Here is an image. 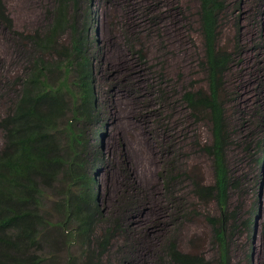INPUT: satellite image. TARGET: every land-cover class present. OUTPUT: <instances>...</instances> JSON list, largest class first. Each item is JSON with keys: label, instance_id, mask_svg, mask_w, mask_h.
Wrapping results in <instances>:
<instances>
[{"label": "rangeland", "instance_id": "rangeland-1", "mask_svg": "<svg viewBox=\"0 0 264 264\" xmlns=\"http://www.w3.org/2000/svg\"><path fill=\"white\" fill-rule=\"evenodd\" d=\"M223 1L227 9L220 17L219 42L237 54L220 91L229 134V212L239 225L232 234L231 264H264V0ZM4 2L15 30L47 26L52 0ZM87 5L100 110V122L87 137L93 143L103 133L97 144L105 156L95 175L97 201L110 217L125 198L134 204L126 220L128 236H119L109 259L172 264L163 248L174 240L183 252L206 254L208 264H219L207 219L217 215L218 206L197 201L192 189L193 179L215 182L214 163L205 150L212 123L184 100L189 91L209 92L200 0H91ZM77 21L80 28L79 14ZM236 39L244 45L239 50ZM25 62L0 29V117L12 102L15 75ZM2 144L0 132V149ZM56 199L50 194L44 203L54 225ZM247 219L253 220L251 229L240 224ZM55 230L61 234L59 227ZM68 247L62 240L49 242L44 252L57 264H69L79 249Z\"/></svg>", "mask_w": 264, "mask_h": 264}, {"label": "trees", "instance_id": "trees-1", "mask_svg": "<svg viewBox=\"0 0 264 264\" xmlns=\"http://www.w3.org/2000/svg\"><path fill=\"white\" fill-rule=\"evenodd\" d=\"M90 1L52 0L45 29L24 32L15 30L0 0V29L12 38L19 56L26 58L24 70L15 75L12 102L0 117V264H57L44 250L47 243L60 240L79 249V256L71 255L69 264H126L125 259L112 261L108 255L120 235L128 236L126 220L134 204L125 198L112 217L102 210L95 175L105 162L97 144L103 133L93 143L87 137L100 122L90 54L94 45ZM226 9L223 0H200L209 92L184 95L189 109L206 112L212 123L211 142L205 150L214 163L215 182L193 179L192 189L197 201L218 206L217 215L207 219L219 249V264H231L232 234L239 229L229 212V134L220 100L224 79L237 56L219 42L220 17ZM78 14L83 20L80 28ZM242 46L236 39L235 50ZM173 173L165 179L167 187ZM60 186L63 189L58 191ZM50 194L57 198L52 202L57 225L44 208ZM240 224L251 229L253 220ZM57 227L61 234H55ZM163 249L172 264H208L206 254L183 252L174 240Z\"/></svg>", "mask_w": 264, "mask_h": 264}]
</instances>
